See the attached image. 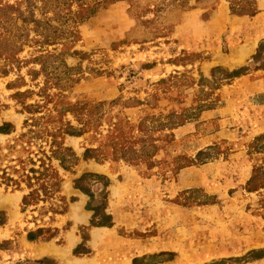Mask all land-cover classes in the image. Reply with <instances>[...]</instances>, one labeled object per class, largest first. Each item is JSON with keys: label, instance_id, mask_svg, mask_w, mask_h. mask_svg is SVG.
<instances>
[{"label": "rangeland", "instance_id": "rangeland-1", "mask_svg": "<svg viewBox=\"0 0 264 264\" xmlns=\"http://www.w3.org/2000/svg\"><path fill=\"white\" fill-rule=\"evenodd\" d=\"M0 264H264V0H0Z\"/></svg>", "mask_w": 264, "mask_h": 264}, {"label": "crops", "instance_id": "crops-1", "mask_svg": "<svg viewBox=\"0 0 264 264\" xmlns=\"http://www.w3.org/2000/svg\"><path fill=\"white\" fill-rule=\"evenodd\" d=\"M218 8H226V5L224 4V2H221L220 4H218Z\"/></svg>", "mask_w": 264, "mask_h": 264}]
</instances>
